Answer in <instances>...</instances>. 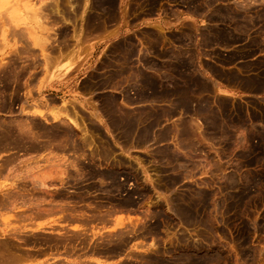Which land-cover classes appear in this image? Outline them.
Returning a JSON list of instances; mask_svg holds the SVG:
<instances>
[{"label":"rangeland","instance_id":"374dc122","mask_svg":"<svg viewBox=\"0 0 264 264\" xmlns=\"http://www.w3.org/2000/svg\"><path fill=\"white\" fill-rule=\"evenodd\" d=\"M58 1L0 0V264H264V0Z\"/></svg>","mask_w":264,"mask_h":264},{"label":"bare ground","instance_id":"6f19581e","mask_svg":"<svg viewBox=\"0 0 264 264\" xmlns=\"http://www.w3.org/2000/svg\"><path fill=\"white\" fill-rule=\"evenodd\" d=\"M58 2H59L58 0H54V3H55L56 5L59 4ZM14 3H15V2H13V4H14ZM14 5H16V3H15ZM16 7H18V5H17ZM54 7H58V6H54ZM51 8H52V7H51ZM54 9H55V11H56L57 8H54ZM58 9H59V8H58ZM43 10H44V9H43ZM18 11H19V10H18ZM39 11H40V9H39ZM52 11H53V10H52ZM40 12H42V11H40ZM40 12H38V13H40ZM45 12H46V11H45ZM56 12H57V11H56ZM41 15H42V13H41ZM14 33H15V32H14ZM12 34H13V32H12ZM12 34H10V35H12ZM20 34H21V32H20ZM16 35H17V36L19 35V34H18V31H17V34H16ZM10 37H12V36H10ZM14 37H15V36H14ZM17 38H18V37H17ZM19 38H20V37H19ZM19 38H18V39H19ZM19 40H20V39H19ZM213 43H214V42H213ZM71 44H72V43H71ZM83 44H84V43H83ZM29 48H30V46H29ZM17 50H18V49H17ZM24 51H25V50H24ZM56 52H57V51H56ZM61 52H62V51H61ZM13 54H14V53H13ZM20 54H21V52H20ZM22 54H24V53L22 52ZM27 55H28V54H27ZM27 55H26V56H27ZM19 56H20V55H19ZM22 56H23V55H22ZM51 56H52V55H51ZM56 56H57V55H56ZM56 56H55V57H56ZM20 58H21V57H20ZM22 58H23V57H22ZM35 58H36V57H35ZM53 58H54V56H53ZM53 58H52V59H53ZM25 59H26V57H25ZM55 59H57V58H55ZM55 59H53V61H54ZM22 60H23V59H22ZM23 61H24V60H23ZM49 63H50V62H48V64H49ZM51 63H53V62H51ZM51 63H50V64H51ZM0 64H1V63H0ZM3 64H4V63H3ZM46 65H47V63H46ZM0 66L3 67L2 64H1ZM11 68H12V67H11ZM10 71H12V70H10ZM14 71H16V70H14ZM8 72H9V71H8ZM27 73H28V72H27ZM25 77H26V76H25ZM28 78H29V77H28ZM134 78H135V77H134ZM13 80H14V79H13ZM23 82H24V81H23ZM22 86H23V85H22ZM30 92H31V91H30ZM3 93H4V92H3ZM207 95H208V94H207ZM23 96H24V95H23ZM197 96H198V95H197ZM88 102H89V101H88ZM88 102H87V103H88ZM20 105H21V104H20ZM40 105H41V104H40ZM43 105H44V104H43ZM47 105H48V104L46 103V108L49 107V106H47ZM50 105H52V104H50ZM41 106H42V105H41ZM52 106H54V105H52ZM52 106H51V108L49 107L50 110H51V109H54V108H52ZM44 107H45V106H44ZM63 107H64V106H63ZM63 107H56V109H57V108H59V109L61 108V109H62ZM30 108H31V106H30ZM32 108H33V107H32ZM36 108H37V107H36ZM46 108H45V109H46ZM61 109H60V110H61ZM23 110H24V109H23ZM47 110H48V109H47ZM63 110H65V108H63L61 111H58V109H57V110H51L50 113H53V114H54V115H53V119H55V120L58 119V115H56L55 112H57V113L60 112V113H61ZM67 110H68V109H67ZM18 111H19V110H18ZM20 112L22 113L21 110H20ZM65 112H67V111L65 110ZM65 112H64V115L67 117V121H68V123H69L72 127L76 128V129L80 130L81 132H83L84 134H86L85 127H83V122H82V121L79 122L78 119H76V118L74 117V116H76V114L73 113V112L71 111L72 114H75L74 116L72 115V116H73V117H72L69 113L66 114ZM68 112H69V110H68ZM71 112H70V113H71ZM17 113H18V112H17ZM23 113H24V111H23ZM30 113H32V112H30ZM33 113H34L35 115H38L39 117H41L42 114H43V112L36 111V110H35ZM8 114H9V113H8ZM25 114H26V113H25ZM45 114H46V113H45ZM61 114H63V112H62ZM11 115H12V114H11ZM68 115H69V116H68ZM96 117H97V116H96ZM42 118H43V116H42ZM22 121H23V120H22ZM22 121H20V123H21ZM67 121H66V122H67ZM187 122H190V121H187ZM193 123H194V122H193ZM21 124H22V123H21ZM69 124H68V125H69ZM24 125H25V124H24ZM70 125H69V126H70ZM21 126H22V125H21ZM25 126H26V125H25ZM18 127H19V126H18ZM22 127H23V126H22ZM28 127H30V126H28ZM54 127H55V126H54ZM72 127H71V128H72ZM192 127H193V126H192ZM55 128H56V127H55ZM26 129H27V127H26ZM53 129H54V128H53ZM76 129H75V130H76ZM22 130H23V129H22ZM24 130H25V129H24ZM19 131H20V130H19ZM26 131L28 132V130H26ZM31 132H32V131H31ZM15 133H16V132H15ZM19 133H20V132H19ZM21 133H23V132H21ZM95 133H96V132H95ZM61 134H62V133H61ZM84 134H83V135H84ZM27 135H28V133H27ZM27 135H26V136H27ZM37 135H38V134H37ZM23 136H25V135H23ZM28 136H29V135H28ZM34 137H35V136H34ZM61 137H62V136H61ZM64 137H65V136H64ZM85 137H88V136H87V135H84L83 138H85ZM90 137H91V136H90ZM28 138H29V137H28ZM28 138H27V140H30V139H28ZM31 138L33 139V137H31ZM35 138L38 139L37 137H35ZM73 138H74V137H73ZM88 138H89V137H88ZM91 138H92V137H91ZM18 139H19V138H18ZM61 139H62V138H61ZM16 140H17V139H16ZM19 140H20V139H19ZM24 140H25V139H24ZM40 140H41V139H40ZM45 140H46V139H45ZM69 140H70V139H69ZM84 140H85V139H84ZM92 140H93V139H92ZM86 141L88 142L89 140H86ZM90 141H91V140H90ZM37 142H38V141H37ZM58 142H59V141H58ZM58 142H57V143H58ZM60 142H61V141H60ZM82 142H83V140H82ZM82 142H81V143H82ZM87 142H85V143H87ZM18 143H19V142H18ZM35 143H36V142H35ZM54 143H55V142H54ZM54 143L52 142V144H54ZM72 143H73V141H72ZM83 143H84V142H83ZM89 143H90V142H89ZM89 143H88V144H89ZM91 143H93V142H91ZM91 143H90V144H91ZM23 144H24V143H23ZM48 144H49V143H48ZM50 144H51V142H50ZM88 144H87V145H88ZM94 144H95V143H94ZM39 145H40V144H39ZM71 145H73V144H71ZM74 145H75V143H74ZM74 145H73V146H74ZM43 146H44V145H43ZM50 146H51V145H50ZM50 146H49V147L46 146L47 149L50 148ZM53 146H54V145H53ZM91 146H93V145H91ZM58 147H60V146H59V143H58ZM58 147H57V148H58ZM62 147H63V146H61V148H62ZM65 147H66V146H64L62 149H64ZM82 147H83V146H82ZM94 147H95V145H94ZM41 148H42V147H41ZM61 148H60V149H61ZM66 148H67V147H66ZM71 148H72V147H71ZM83 148H85V146H84ZM20 149L22 150V148H20ZM28 149H29V148H28ZM47 149L45 148V149H43V150H47ZM50 149H51V148H50ZM60 149H59V150H60ZM95 149H96V148H95ZM23 150H24V149H23ZM30 150H31V149H30ZM48 150H49V149H48ZM97 150H98V148H97ZM6 151H7V150H6ZM25 151H27V150H25ZM41 151H42V150H41ZM62 151H63V150H62ZM72 151H73V150H72ZM74 151H75V150H74ZM74 151H73V152H74ZM79 151H80V150H79ZM95 151H96V150H95ZM49 152H52V151L49 150ZM55 152H56V151H55ZM55 152H52V153L55 154ZM73 152H71V154H72ZM81 152H82V151H81ZM81 152H79V153H81ZM1 153H2V152H1ZM20 153H21V151H20ZM57 153H58V152H57ZM57 153H56V154H57ZM65 153H66V152H65ZM69 153H70V152H69ZM69 153H68V154H69ZM45 154H46V153H45ZM47 154H48V156H49L50 153L47 152ZM58 154H59V153H58ZM61 154H62V153H61ZM74 154H75V152H74ZM15 155H16V154H15ZM26 155H27V154H26ZM37 155H38V154H37ZM52 155H53V154H52ZM52 155H51V156H52ZM76 155L78 156V157L76 156L77 158H80V159H81L82 153H81V156H80V157H79L78 153H77ZM104 155H105V154H104ZM106 155H107V154H106ZM13 156H14V155H13ZM17 156H18V154H17ZM27 156H28V155H27ZM55 156L57 157V155H55ZM58 156H59V155H58ZM69 156H70V154H69ZM71 156H72V155H71ZM74 156H75V155H73L72 157H74ZM76 157H75V158H76ZM97 157H98V156H97ZM99 157H100V156H99ZM103 157H104V156H103ZM107 157H108V156H107ZM17 158H18V157H17ZM22 158H23V157H22ZM27 158H28V157H27ZM37 158H38V157H37ZM52 158H54V157L52 156ZM70 158H71V157H70ZM75 158H74V159H75ZM77 158H76V159H77ZM6 159H8V158H6ZM9 159H10V156H9ZM11 159H12V158H11ZM19 159H20V158H19ZM19 159H18V160H19ZM54 159H55V158H54ZM62 159H63V158H62ZM72 159H73V158H72ZM82 159H83V158H82ZM16 160H17V159H16ZM18 160H17V161H12V162L20 163L21 161L19 160V161H20V162H19ZM24 160H25V159L23 158V161H24ZM26 160L29 161L28 159H26ZM77 160H78V159H77ZM4 161H6V160L4 159ZM8 161H9V160H8ZM27 161H25V162H27ZM44 161H45V159H44ZM66 161H67V160H66ZM84 161H85V160H84ZM2 162H3V161H2ZM48 162H49V161H48ZM9 163H10V162H8V166H9ZM15 163H14V164H15ZM22 163L24 164V162H21L20 164H22ZM57 163H58V162H57ZM72 163H75V161H73ZM72 163H71V164H72ZM11 164H12V163H11ZM14 164H13V165H14ZM20 164H19V167H21ZM23 164H22V165H23ZM27 164H28V163H27ZM27 164H26V165H27ZM75 164H76V163H75ZM3 165L5 166L6 163H5V164H2L1 166H3ZM13 165H12V167L9 166L11 169L7 167L8 169H10V171H9V170H5V171H9V172H10V173L8 172L9 174L6 172V173L8 174V175H7L8 178L10 177L11 172H13V167H16V166H13ZM15 165H16V164H15ZM69 165H70V164H69ZM1 166H0V167H1ZM4 166H3V167H4ZM17 166H18V165H17ZM71 166H72V165H71ZM19 167H18V168H19ZM25 167H26V166H25ZM75 167H76V166H74V168H75ZM18 168H17V169L14 168V171H15V172L12 173V175L15 174L17 171H20V170H18ZM64 168H65V167H64ZM66 168H67V166H66ZM69 168H70V167H69ZM5 169H6V167H5ZM15 169H16L17 171H16ZM19 169H20V168H19ZM23 169H24V168H23ZM23 169H22V170H23ZM55 169H56V168H55ZM67 169H68V168H67ZM72 169H73V168H72ZM11 170H12V171H11ZM85 170H86V169H85ZM1 171H2V170H1ZM65 171H66V170H65ZM65 171H63V172H60V171H59V173H61V175H62V173H65ZM76 171H77V168H76ZM36 172H37V171H36ZM40 172H41V171H40ZM46 172H48V171H46ZM66 172H67V171H66ZM80 172H81V171H79V173H80ZM2 173H3V172H2ZM18 173H19V172H18ZM23 173H24V171H23ZM51 173H52V172H51ZM56 173H57V172H56ZM77 173H78V172H77ZM82 173H83V172H82ZM84 173H85V172H84ZM19 174H20V173H19ZM54 174H55V173H54ZM2 175H4V174H2ZM2 175H1V176H2ZM23 175H24V174H23ZM23 175H22V176H23ZM32 175H33V174H32ZM39 175H41V174H39ZM46 175H47V174H46ZM49 175H50V174H49ZM57 175H58V173H57ZM61 175L59 174L58 177L61 176ZM63 175H64V174H63ZM79 175H81V174H79ZM1 176H0V177H1ZM5 176H6V175H5ZM5 176H4V177H5ZM7 176H6V177H7ZM13 176H14V175H13ZM50 176H51V175H50ZM81 176H82V175H81ZM6 177H5V178H6ZM17 177L19 178L20 176H17ZM32 177H35V176H32ZM32 177H31V178H32ZM37 177H38V176H37ZM37 177H35V178L37 179ZM42 177H43V176H42ZM44 177H45V176H44ZM46 177H47V176H46ZM56 177H57V176H56ZM58 177H57V179H59ZM67 177H68V176H67ZM77 177H78V176H77ZM2 178H3V177H2ZM8 178H7V179H8ZM20 178H21V177H20ZM9 179H10V178H9ZM40 179H41V176H40ZM43 179H45V178H43ZM43 179H42V181L44 182L45 180H43ZM55 180H56V178H55ZM59 180H61V178H60ZM16 181L18 182V180H16ZM42 181L40 180V181H39V184H40V182H42ZM3 183H4V182H3ZM35 183H37V182H34V184H35ZM60 183H61V182H60ZM4 184H5V183H4ZM34 184H33V185H34ZM39 184H38V185H39ZM5 185H6V184H5ZM14 185H15V183H14ZM21 185H22V184H21ZM36 185H37V184H36ZM0 186H1V184H0ZM60 186H62V185H60ZM64 186H65V185H64ZM15 187H16V186H15ZM37 187H38V186H37ZM24 188H25V187H24ZM0 189H2V188H0ZM5 189H6V188H5ZM10 189H12V188H10ZM35 189H36V187H35L33 190H35ZM39 189H40V188H39ZM39 189H37V190L40 191ZM3 190H4V189H3ZM3 190H1V192H0V193H1L0 196H2V197H0V198H3V199L6 198V200H7V199L9 198V196H10V193H8V192H4L5 190H4V191H3ZM6 190H7V189H6ZM45 190H47V189H45ZM2 191H3L4 193H3ZM18 192H19V191H18ZM27 192H28V191H27ZM41 192H42V191H41ZM20 193H23V194H24L25 192H20ZM45 193H46V192L44 191V194H45ZM17 194H18V193H17ZM30 194H31V193H30ZM47 194H49V193L47 192ZM14 195H15V194H14ZM26 195H27V194H26ZM31 195H32V194H31ZM39 195H40V194H39ZM87 195H88V194H87ZM12 196H13V195H12ZM18 196H19V195H18ZM21 196H22V194H21ZM40 196H41V195H40ZM42 196H43V195H42ZM19 197H20V196H19ZM27 197H28V196H27ZM27 197H25V196H24V198L21 197V198L23 199V200L21 201V203H24V202H23L24 200H25V201H28V200L25 199V198H27ZM29 197L32 199V198L35 197V195H34V197H31V196L29 195ZM14 198H15V197H14ZM16 198H17V197H16ZM21 198H20V200H21ZM36 198H37V197H35V200H34V201H36ZM41 198H42V200L44 199L43 197H41ZM49 198H50V196H49ZM49 198H48V199H49ZM18 199H19V198H18ZM31 199H30V200H31ZM38 199H39V198H38ZM51 199H53V198L51 197ZM51 199H50V201H51ZM8 200H9V199H8ZM8 200H7V201H8ZM15 200H16V199H13V200L10 199V201H8V202H9L10 204H12V203L17 204V203H16L17 201L15 202ZM20 200H19V201H20ZM30 200H29V201H30ZM2 201H3V200H2ZM2 201H1V202H2ZM7 201H6V202H7ZM19 201H18V202H19ZM32 201H33V199H32ZM40 201H41V200H39V202H40ZM45 201L47 202V201H49V200H46V199H45ZM45 201H42V202L44 203ZM50 201H49V203H50ZM55 201H58V199H57V200H54V201L51 202V203H52V204H55V203H62V202H60V201H59V202H55ZM61 201H62V200H61ZM3 202H4V201H3ZM3 202L0 203V204H5V203H3ZM30 202H31V201H30ZM37 202H38V200H37L35 203L37 204ZM54 202H55V203H54ZM67 202L69 203V200H68ZM67 202H66L65 204H67ZM21 203H18L19 206H20ZM28 203H29V202H28ZM31 203H32V202H31ZM35 203L33 204L34 206L36 205ZM49 203H48V204H49ZM15 204H14L12 207H15ZM25 204H26V203H25ZM25 204H24V205H25ZM44 204H45V203H44ZM44 204H43V205H44ZM5 205H6V204H5ZM33 205H30V203L27 204L28 208H29V206H33ZM38 205H39V203H38ZM38 205H37V206H38ZM63 205H64V204H63ZM70 205H71V203H70ZM89 205H90V204H89ZM2 206H3V205H2ZM2 206L0 205V207H2ZM7 206H9V205H6L5 207H7ZM16 206H17V205H16ZM22 206H23V205H22ZM25 206H26V205H25ZM27 206H26V207H27ZM56 206L60 207V206L57 205V204H56ZM5 207H4V208H5ZM41 207H42V206H40V207L38 206V207H35V209H37V208H38V209H39V208L41 209ZM43 207L45 208V211L43 210V209H44ZM43 207H42L41 210H43L44 214L46 213V210H47V212L49 213V211H50L49 208H51V207L48 206V207H49L48 209H46L45 206H43ZM52 207H53V206H52ZM61 207H63V206H61ZM61 207H60V208H61ZM65 207H66V205H65ZM65 207H64V208H65ZM88 207H89V206H88ZM4 208H3V209H4ZM10 208H11V207H9L8 210H9ZM30 208H31V207H30ZM30 208H29V209H30ZM32 208H34V207H32ZM32 208H31V211H32ZM67 208H68V207H66V209H67ZM72 208L75 209V207H73V206H72ZM79 208H81V207H79ZM3 209H2V210H3ZM11 209H13V208H11ZM11 209H10V211H11ZM15 209H16V208H15ZM35 209H33V213H32V214H34V215L37 214V211L34 212ZM38 209H37V210H38ZM40 209H39V210H40ZM66 209H64V211H65ZM68 209H69V208H68ZM70 209H71V208H70ZM70 209H69V210H70ZM41 210H40V212H41V214H42V211H41ZM48 210H49V211H48ZM54 210H56V209L54 208ZM60 210H61V209H60ZM71 210H72V209H71ZM0 211H1V210H0ZM3 211H4V210H3ZM53 212H54V211H53ZM53 212L50 213V214L54 215ZM56 212H58V211L56 210L54 213H56ZM61 212H63V210L60 211V213H61ZM65 212H66V211H65ZM65 212H64V213H65ZM73 212H74V211H73ZM75 212H77V211H75ZM98 212H99V211H98ZM23 213H24V212H23ZM23 213H22V214H23ZM35 213H36V214H35ZM64 213H63V215H64ZM66 213H67V215H64L65 217L68 216V215H70V214L72 215V213H70V214H69L68 212H66ZM66 213H65V214H66ZM24 214H25V213H24ZM38 214H39V213H38ZM38 214H37V215H38ZM19 215L21 216L20 218H22V216H23L24 219H21L22 221L26 219V218H25L26 216H27V218L29 217V216H28L29 214H27V215L25 216V215H21L20 213L17 214L16 217H17V216L19 217ZM42 215H43V214H42ZM42 215H41V216H42ZM45 215H46V214H45ZM71 215H70V216H71ZM76 215H77V214H76ZM103 215H104V214H103ZM107 215H108V214H107ZM24 216H25V217H24ZM32 216H33V215H32ZM41 216H40V217H41ZM47 216H48V215H47ZM70 216H69V217H70ZM18 217H17V218H18ZM61 217H62V218H61ZM61 217H60V218L63 220V216H61ZM99 217H102V216H99ZM107 217H108V216H107ZM72 218H73V217H72ZM28 219H29V218H28ZM34 219H35V218H34ZM40 219H41V218H40ZM61 219H60V220H61ZM66 219H67V217H66ZM97 219H98V218H97ZM97 219H96V220H97ZM21 220L18 218V221H21ZM26 220H27V219H26ZM60 220H59V221H60ZM64 220H65V219H64ZM71 220H73V219H70V221H71ZM68 221H69V220L67 219V223H68ZM103 221H105V220H103ZM57 222H58V221H57ZM61 222H63V221H61ZM61 222H60V223H61ZM73 222H74V221H73ZM80 222H81V221H80ZM108 222H109V221H108ZM26 223H27V222H26ZM69 223H70V222H69ZM76 223H77V222H76ZM100 223H101V222H100ZM106 223H107V222H106ZM82 224H83V223H82ZM25 225H26V224H25ZM71 225H72V224H71ZM88 225H89V224H88ZM41 226H42V224H39V225L37 226V228H40ZM83 226L85 227V225H83ZM58 227H59V226H58ZM73 227L75 228L76 226H73ZM88 227H89V226H88ZM19 228H21V227H19ZM37 228H35V229H37ZM54 228H55V227H54ZM64 228H65V227H64ZM64 228H63V229H64ZM67 229H68V228H67ZM14 230H15V229H14ZM16 230H17V229H16ZM16 230H15V231H16ZM53 231H54V230H53ZM70 231H71V230H70ZM70 231H69V232H70ZM81 231H82V230H81ZM81 231H80V232H81ZM64 232H65V231H63V233H64ZM13 233H14V232H13ZM13 233H12V234H13ZM16 233L18 234L19 232H16ZM66 233H67V232H66ZM72 233H73V232H72ZM12 234H11V235H12ZM61 234H62V233H61ZM9 235H10V234H8L7 237L10 238ZM64 235H65V234H64ZM80 235H81V234H80ZM83 235H84V234H83ZM121 235H122V234H121ZM1 236H2V235H1ZM3 236H4V234H3ZM67 236H68V235H67ZM74 236H78V235H74ZM5 237H6V236H5ZM7 237H6V239H7ZM14 237H15V234H14ZM24 237H25V236H24ZM65 237H66V235L64 236V238H65ZM69 237H71V236H69ZM69 237H67V238H69ZM9 238H8V239H9ZM11 238L13 239L12 236H11ZM11 238H10V239H11ZM33 238H34V237H33ZM33 238H32V239H33ZM56 238H58V237L56 236ZM59 238H60V237H59ZM59 238H58V239H59ZM67 238H65V239L67 240ZM71 238H72V237H71ZM51 239H52V238H51ZM58 239H57V240H58ZM60 239H61V238H60ZM76 239H77V238H76ZM2 240H3V239H2ZM52 240H53V239H52ZM88 240H89V239H88ZM71 241H72V240H71ZM54 242H55V241H54ZM59 242H60V240H59ZM59 242H58V243H59ZM61 242H62V241H61ZM65 242H67V241H65ZM26 244H28V243H26ZM56 244H57V243H56ZM63 244H64V243H63ZM54 245H55V244H54ZM64 245H65V244H64ZM69 245H71V244H69ZM3 246H4V245H3ZM66 246H68V245H66ZM91 246H92V245H91ZM53 247H54V246H53ZM71 247H73V246H71ZM3 248H5V247H3ZM48 248H49V247H48ZM67 248H68V247H67ZM67 248H65V249H67ZM71 249H72V248H71ZM0 250H2V249L0 248ZM7 250H9V249L7 248ZM4 251H5V250H4ZM13 251H14V250H13ZM67 251H68V250H67ZM70 251H71V250H70ZM5 252H6V251H5ZM10 252L12 253V250H11ZM1 253H4V252H1ZM1 253H0V254H1ZM6 253L8 254L7 257H8V256L10 257V258L8 257L10 260H11L12 257H16V256H17V258L21 257V254H20V256L18 257V253L16 254L15 252H14V253H15L16 255H14V253H12V254H11L12 256L9 255V252H6ZM2 255H3V254L0 255L1 258H3ZM13 255H14V256H13ZM22 256H23V255H22ZM24 256H25V254H24ZM4 257H5V256H4ZM7 257H6V258H7ZM25 257H26V256H25ZM21 258H23V257H21ZM13 259H14V258H12V260H13ZM23 259H24V258H23ZM0 260H1V259H0ZM5 260L7 261V264H8V259H5ZM14 260H16V259H14ZM17 260H18V259H17ZM21 261H22V259H20V262H21ZM1 262H3V261H1ZM4 263H5V262H4ZM11 263H12V262H11ZM11 263L9 262V264H11ZM14 263H15V261H14ZM16 263H17V261H16ZM18 263H19V261H18ZM2 264H3V263H2ZM19 264H20V263H19Z\"/></svg>","mask_w":264,"mask_h":264},{"label":"flooded vegetation","instance_id":"af4514ba","mask_svg":"<svg viewBox=\"0 0 264 264\" xmlns=\"http://www.w3.org/2000/svg\"><path fill=\"white\" fill-rule=\"evenodd\" d=\"M39 141H46L45 139H39ZM72 143H66V144H62V146H66L65 147V149H64V151H67L66 152V154L65 155H67V156H69V154H70V156L72 155H75V154H71V152L72 151H69V147L71 148L72 147V145H71ZM86 150H89L88 148H86ZM70 152V153H69ZM69 153V154H68ZM87 155V154H86ZM74 157H76V155L74 156ZM83 157H81V160L83 161L82 163L87 167V169L85 170L86 172H88V166H89V162L88 161H86L84 158L82 159ZM85 160V161H84ZM67 184L65 185V186H57V187H55V189H59V190H61L60 192H59V195H61V196H64V198H66V201H65V203L69 200V193L70 194H73V193H78V192H75V191H73V190H69V187H71V185H69V183L68 182H66ZM86 185H88V183L86 184ZM76 187H79V186H76ZM55 194H57L56 192H55ZM67 204L69 205V203L67 202Z\"/></svg>","mask_w":264,"mask_h":264},{"label":"crops","instance_id":"0c3cea01","mask_svg":"<svg viewBox=\"0 0 264 264\" xmlns=\"http://www.w3.org/2000/svg\"><path fill=\"white\" fill-rule=\"evenodd\" d=\"M121 33H122V28L121 29L119 28L117 31V34H115L114 37L119 36V34H121Z\"/></svg>","mask_w":264,"mask_h":264}]
</instances>
